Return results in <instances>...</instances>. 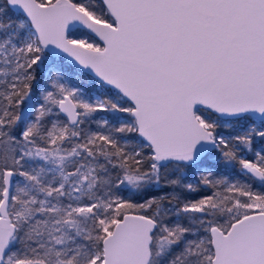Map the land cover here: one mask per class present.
Segmentation results:
<instances>
[{
	"label": "snow or ice",
	"instance_id": "snow-or-ice-1",
	"mask_svg": "<svg viewBox=\"0 0 264 264\" xmlns=\"http://www.w3.org/2000/svg\"><path fill=\"white\" fill-rule=\"evenodd\" d=\"M0 264H264V0H0Z\"/></svg>",
	"mask_w": 264,
	"mask_h": 264
},
{
	"label": "rangeland",
	"instance_id": "rangeland-1",
	"mask_svg": "<svg viewBox=\"0 0 264 264\" xmlns=\"http://www.w3.org/2000/svg\"><path fill=\"white\" fill-rule=\"evenodd\" d=\"M75 83L81 88H88V83L86 81L77 80Z\"/></svg>",
	"mask_w": 264,
	"mask_h": 264
},
{
	"label": "trees",
	"instance_id": "trees-1",
	"mask_svg": "<svg viewBox=\"0 0 264 264\" xmlns=\"http://www.w3.org/2000/svg\"><path fill=\"white\" fill-rule=\"evenodd\" d=\"M253 191H260V189L259 188H254Z\"/></svg>",
	"mask_w": 264,
	"mask_h": 264
}]
</instances>
